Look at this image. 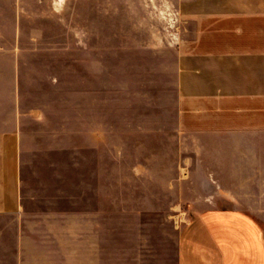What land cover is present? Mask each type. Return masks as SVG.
I'll return each instance as SVG.
<instances>
[{
  "label": "rangeland",
  "instance_id": "374dc122",
  "mask_svg": "<svg viewBox=\"0 0 264 264\" xmlns=\"http://www.w3.org/2000/svg\"><path fill=\"white\" fill-rule=\"evenodd\" d=\"M178 1L20 2L29 21L26 218L66 229L68 245L82 227L83 242L98 244L99 264H177L193 199L210 190L194 187L203 158L178 131L172 40L186 26Z\"/></svg>",
  "mask_w": 264,
  "mask_h": 264
},
{
  "label": "crops",
  "instance_id": "0c3cea01",
  "mask_svg": "<svg viewBox=\"0 0 264 264\" xmlns=\"http://www.w3.org/2000/svg\"><path fill=\"white\" fill-rule=\"evenodd\" d=\"M8 2L0 0V264H99L98 244L83 242L82 227L68 245L66 229L61 235L26 218L22 33L29 21L21 0ZM175 6L186 20L172 40L178 131L203 158L204 179L194 187L210 189L193 199L177 264H264V0ZM187 169L190 177L194 168Z\"/></svg>",
  "mask_w": 264,
  "mask_h": 264
}]
</instances>
